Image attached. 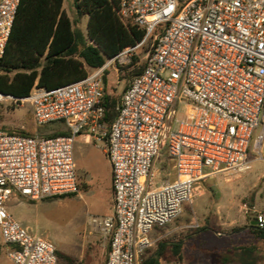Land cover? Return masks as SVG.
I'll return each instance as SVG.
<instances>
[{"label":"built area","instance_id":"1","mask_svg":"<svg viewBox=\"0 0 264 264\" xmlns=\"http://www.w3.org/2000/svg\"><path fill=\"white\" fill-rule=\"evenodd\" d=\"M19 4L0 0V58ZM116 13L144 31L137 44L81 80L34 87L20 99L0 94V102L29 104L38 125L68 129L63 136L0 129V236L13 264H57L53 242L32 234L6 202L12 194L35 201L78 193L73 143L81 134L110 165L112 213L88 218L108 239L105 264H140L149 231L175 220L201 181L248 170L264 146V0H118ZM144 46V65L107 121L103 77L132 71ZM254 222L264 229V214Z\"/></svg>","mask_w":264,"mask_h":264},{"label":"rangeland","instance_id":"2","mask_svg":"<svg viewBox=\"0 0 264 264\" xmlns=\"http://www.w3.org/2000/svg\"><path fill=\"white\" fill-rule=\"evenodd\" d=\"M63 8L73 19L71 0H63ZM87 18L82 17L79 28L85 32ZM147 46V45H146ZM146 46L136 52L139 58L137 66L145 55ZM141 58V59H140ZM143 61V60H142ZM134 67V69H136ZM124 73L116 75L109 72L104 83L105 95L119 101L129 77ZM60 123L38 125L29 104L20 106L10 102H0V129L6 132L26 133L29 136H47L51 127ZM93 144V143H92ZM165 160L162 154L156 165ZM250 168L239 173L216 174L201 181L195 190L192 202L183 205L182 213L159 231L194 222L205 226L199 218L202 205L209 215L218 208L224 217L232 214L233 224L224 229L229 232L249 225L257 213L264 214V146L259 153L250 155ZM81 163L76 170L78 193L61 198H47L29 201L17 194H12L7 202V209L13 217L26 226L32 234L43 236L56 246L57 251L74 260V264H105L108 253V239L98 235L99 231L88 224L89 217L101 215L107 201H110L109 162L100 148L93 146L85 156V165ZM15 202H19L17 205ZM231 208V213L227 210ZM244 217V222H240ZM0 264H13L5 256L0 246ZM57 264H71L58 259ZM73 264V263H72Z\"/></svg>","mask_w":264,"mask_h":264},{"label":"trees","instance_id":"3","mask_svg":"<svg viewBox=\"0 0 264 264\" xmlns=\"http://www.w3.org/2000/svg\"><path fill=\"white\" fill-rule=\"evenodd\" d=\"M71 6L73 19L64 10L63 0H20L0 58V94L20 99L29 96L34 87L50 90L81 80L89 71L101 67L106 58L143 38V30L118 18V0H71ZM82 17L87 18L85 32L79 28ZM137 62L138 57L133 59V63ZM143 65L126 75L130 78ZM103 101L105 119L111 121L117 102L105 92ZM63 135L66 133L47 136ZM249 229L264 241V229L255 225H249ZM180 248V243L172 242L166 252L164 243H159L154 252H143L140 264H167L165 259L180 264ZM56 254L57 261L64 259L74 264L72 258L58 251Z\"/></svg>","mask_w":264,"mask_h":264},{"label":"crops","instance_id":"4","mask_svg":"<svg viewBox=\"0 0 264 264\" xmlns=\"http://www.w3.org/2000/svg\"><path fill=\"white\" fill-rule=\"evenodd\" d=\"M55 123H60V125L51 127V132L47 135L57 132L68 134V129L63 122ZM92 143L91 139L84 134L76 137L73 143L75 172L76 170H80V162H82L84 166H87L85 165V156L88 154V149L93 146L96 147V145ZM109 189L111 199L107 201L105 210L102 214L97 217L108 216L112 213L110 165ZM15 203L17 205L19 204V202ZM9 209L11 208L7 209L11 214ZM206 210L205 206L202 205L199 211V218H201V220L203 219L206 224L205 226H200L195 219L194 222L191 221L163 231H159L162 227H153L148 233L151 246L146 250L154 252L158 248L159 243H164L166 247L165 251L168 252L171 243L178 242L181 245L180 264H264V241L256 237L249 229V225H252L254 218L249 221V225H245L239 229H232L226 233L224 229L232 226L234 222L232 214L229 217H224L221 211L216 208L212 210V213L209 215L206 213ZM227 211L231 213V208H228ZM240 222H244V217H242ZM99 234L98 236H100L102 240H105V236L100 232ZM0 246L2 251H5L7 248V246L2 243L1 236ZM164 261H166L167 264H172V262L167 261V259Z\"/></svg>","mask_w":264,"mask_h":264},{"label":"water","instance_id":"5","mask_svg":"<svg viewBox=\"0 0 264 264\" xmlns=\"http://www.w3.org/2000/svg\"><path fill=\"white\" fill-rule=\"evenodd\" d=\"M252 225H255V222H253Z\"/></svg>","mask_w":264,"mask_h":264}]
</instances>
